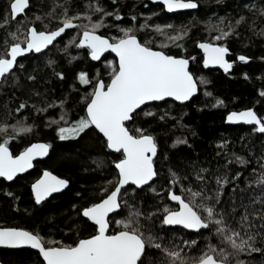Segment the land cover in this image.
Listing matches in <instances>:
<instances>
[{
  "label": "snow or ice",
  "instance_id": "snow-or-ice-1",
  "mask_svg": "<svg viewBox=\"0 0 264 264\" xmlns=\"http://www.w3.org/2000/svg\"><path fill=\"white\" fill-rule=\"evenodd\" d=\"M153 2L161 3L169 13L199 7V0ZM112 3L115 5L117 0H112ZM30 5L31 0H9L5 7L2 23L7 25L9 18L16 23L15 30L8 31L3 41L6 49L0 54V88L5 85L19 88L22 84L19 74H26L27 70L18 58L22 60L23 54L28 53L43 55L42 50L53 45L66 29H77L76 34L68 39V44L85 50L93 61H100L103 54L110 50L117 60H105L106 70L110 69L107 81L99 74L90 78L84 71L78 73L81 84L92 85L88 94L80 97L85 104L84 115L69 120L65 110L59 121L52 123L57 125L55 131L60 140L75 139L86 131L98 130L97 136L103 146L113 150L117 156L112 161L116 171L114 181H105L110 187L98 188V197L80 208L72 205L73 209H77V217L82 213L84 218L93 222L94 234L83 238L78 236L73 243L65 244L46 238L39 231L0 226V246H28L38 250V258H42L40 264H264V140L261 142V155L257 158L258 167H253L248 176H243V183V170L232 174L231 165L247 166L249 160L234 151L228 152V141L220 139L217 146L225 153L222 166L212 169L193 162L188 174L169 168L167 184L159 190L151 188L159 199V205L148 211L138 200L144 188L149 187L148 182L158 176L154 161L158 145L153 134L142 127L129 128L128 125L135 123L140 106L146 105V102L164 101L169 97L178 102H190L199 91V85L209 83L203 75L197 77L190 71L189 61L195 57L186 58L164 50L168 44L175 45L178 40L187 37V27L149 23L145 18L138 22V26L116 25L118 34L115 36L111 33L102 35L99 29L112 26L106 18L114 16L119 20L122 14L115 8L107 10L98 0H91L84 12L76 11L72 15H69L70 0H56L48 11L37 5L39 10L29 18L26 10L30 9ZM57 7L61 8L59 13L55 11ZM243 7L252 10L256 5L250 2ZM257 11L264 15V6ZM20 15H25L26 20H19ZM153 15L155 13H149L148 17ZM52 20L59 21L55 28L50 27ZM77 20L80 22L76 23ZM131 20L137 21V16L132 15ZM226 20V17H218L214 25L216 34L196 42L202 50L205 68L218 65L228 72L235 63L226 58L231 51L228 39L239 36L238 26L246 21V17L240 15L227 23ZM34 22H39V29ZM258 34L264 36V30H259ZM157 35L163 39L154 41L153 37ZM8 36L12 39H7ZM153 43L159 47L152 46ZM68 44L64 46V51H67ZM236 59L247 62L251 58L238 54ZM47 63L53 66L55 61L49 59ZM53 72L64 77L63 72H55L54 68ZM244 75L247 78V73ZM35 79L36 76L27 75V80ZM205 94L212 95L207 91ZM260 95L264 98V90L260 91ZM215 103L219 105L223 101L217 98ZM55 104L64 107L63 100ZM25 108L26 102L22 100L15 111L19 113ZM36 111L45 109L37 108ZM152 114V111L144 112L146 116ZM226 120L244 122L251 126V133L264 138V116L258 115L251 107L229 111ZM34 127V124L25 123L23 118L15 120L10 126L7 120L0 122V178L6 182H14L18 173L33 167L36 157L48 154L51 145L42 141L28 143L18 153L11 150L9 141L21 134L31 133ZM179 143L186 144L187 141L178 138L173 146ZM249 150H254V146ZM97 166L102 167L103 161H98ZM221 167L224 171L220 170ZM189 175L195 178L194 182L189 180ZM68 184V179L45 169L31 183L35 203L40 204ZM177 185L179 192L173 191ZM4 194L12 200L19 199L7 189ZM77 196H82V193H77ZM165 197L169 198L167 202ZM170 202H176V205L170 207ZM157 222L162 226L159 230L155 228ZM113 225L115 229L110 230ZM177 225L194 230L196 235L190 239L178 237L176 232H172L171 236L165 235L167 229L163 226ZM75 227L71 224L68 230ZM213 237L216 243L212 242ZM202 239L206 243L201 246L198 241ZM194 246L198 255L184 253V247ZM153 250L157 252L155 257L151 254Z\"/></svg>",
  "mask_w": 264,
  "mask_h": 264
},
{
  "label": "trees",
  "instance_id": "trees-1",
  "mask_svg": "<svg viewBox=\"0 0 264 264\" xmlns=\"http://www.w3.org/2000/svg\"><path fill=\"white\" fill-rule=\"evenodd\" d=\"M8 2L9 0H0V54L6 49L3 41L12 27L2 23ZM54 2L56 0H31L28 12H37L39 10L37 5L41 6L43 11H48ZM90 2L91 0H70L69 15L76 11L84 12ZM98 2L107 10L115 8L122 14L119 20L114 16L106 18L115 26H129L134 22L131 20L132 15L137 16V24L148 18L150 23L185 25L188 30L187 37L181 38L175 45L168 44L164 50L173 55L195 57L194 60L191 59L190 70L197 77L203 75L209 81L208 84L199 85L198 95L190 102L165 100L150 103L138 110L135 123L128 125L129 128H144L154 135L158 145L157 156L154 159L158 176L140 193L138 200L141 206L152 211L154 206L159 205V199L151 188L159 190L161 186L167 184L169 168L181 174H188L193 162L197 166H210L212 169L218 165L222 166L225 153L217 146L220 139L228 141V152L234 151L249 160L247 166L231 165L232 174L236 170H243L241 177L243 183V176H248L253 167H258L257 158L261 155V142L264 138L251 133V126L227 123L226 115L232 110L254 107L259 115L264 116V98L260 95V91L264 90V59H261L264 57V36L258 34L259 30H264V15L257 11L264 6V0H199V7L196 10L176 13H168L160 3H153L150 0H117L115 5L112 0ZM250 2L256 5L255 9L243 7ZM55 11L59 13L61 8L57 7ZM141 13L144 15H140ZM149 13L155 15L148 17ZM213 14L226 15L231 21L238 19L240 15L246 17V21L238 26L239 36L228 39V46L231 49L229 57L236 61L230 72L220 68H205L202 64L203 53L198 49L196 42L209 39L216 34L210 19ZM9 21L14 22L10 18ZM58 23V20H52L50 27ZM209 24L213 26L210 27ZM74 31L77 29L67 31L59 40L58 47L49 49L43 55L25 58L27 73L19 74L22 81L19 88L11 85L0 88V122L7 120L11 125L15 120L23 118L25 123L35 125L31 133L16 138L14 141L16 145L13 147L17 148L24 141L35 140H45L53 144L48 157L39 161L32 171L17 177L14 182L0 179V226L28 228L39 231L45 237L53 236L55 241L63 243H73L78 236L83 238L94 234L93 223L84 218L82 213L77 217V209H73L72 205L76 204L77 208L86 206L88 201L100 195L98 191L100 186H109L105 181H114L116 170L112 161L117 158L112 150L103 146L97 136L98 130L86 131V134L82 133L80 137L69 140H60L55 136L57 125L52 121H59L62 112L67 111L69 120L84 115L85 104L80 97L86 96L92 85L81 84L77 78L78 73L84 71L90 78L95 77L105 60H116L113 55L108 54L102 61L95 62L87 56L85 50L77 48L74 44L69 45L67 51H64L67 44L65 39L72 36ZM99 31L105 35L118 34L117 29L107 31L101 28ZM8 37L7 39L11 40ZM159 38L157 35L156 39ZM152 46L159 47L156 43ZM238 54L247 55L251 59L247 62L238 61L236 59ZM49 59L55 61L53 66H48ZM53 68L55 72H63L64 77L55 75ZM244 73H247V78ZM27 75L36 76L35 81L27 80ZM99 75L105 80L109 79V76ZM206 91L212 95H206ZM217 98L223 103L217 105L215 103ZM22 100L26 102V108L17 113L15 109ZM60 100L64 101L63 108L55 104ZM48 104L55 106L47 107ZM37 108L45 111L38 112ZM145 111H152L153 114L146 116ZM161 116L164 118L161 119ZM241 137L245 139L241 140ZM178 138L186 140L187 143L173 146V142ZM253 146L254 150L250 151ZM217 152L220 154L217 155ZM98 161H103L102 167L97 166ZM43 167L67 178L70 185L64 192L38 205L32 197L29 183ZM220 170L224 171L223 167ZM189 180L194 182L195 178L189 175ZM5 189L12 191L19 199L12 200L7 197L4 194ZM173 191L179 192V185L175 186ZM77 193H82V196H77ZM164 199L167 202L169 198ZM175 205L173 202L169 204L170 207ZM71 224H75L76 227L68 230ZM161 227L158 222L155 224L157 230ZM163 227L167 229L166 236H171L172 232H176L178 237L188 239L196 235L195 232L182 227ZM113 229L115 225L110 230ZM212 242H217L214 237ZM204 243L206 241L203 239L198 241L201 246ZM183 251L189 256L198 255L195 246L184 247ZM151 254L155 257L157 252L153 250ZM3 257L14 264H40L41 260L37 252L30 249L8 253Z\"/></svg>",
  "mask_w": 264,
  "mask_h": 264
},
{
  "label": "flooded vegetation",
  "instance_id": "flooded-vegetation-1",
  "mask_svg": "<svg viewBox=\"0 0 264 264\" xmlns=\"http://www.w3.org/2000/svg\"><path fill=\"white\" fill-rule=\"evenodd\" d=\"M151 1V0H150ZM152 2V1H151ZM27 11V17H31L32 16V14L33 13H29L28 12V10H26ZM18 19L19 20H24V19H26V16L25 15H22V16H19L18 17ZM34 23H37V26H38V29H39V22H34ZM76 23H79V21H76ZM7 25H13V26H15V21L14 22H12L11 23V21H9V23L7 24ZM112 26H105L104 27V29L105 30H113V29H117V27L115 26V25H113V24H111ZM26 26V25H25ZM56 26H58V24L56 25ZM56 26H53V27H51V28H55ZM121 27H123V25H120ZM14 30H15V27L13 28ZM10 30H12V28H10ZM70 30H76L75 28H73V29H68V30H66V32L67 31H70ZM102 30H103V28H102ZM65 32V33H66ZM76 32L77 31H74V34L73 35H75L76 34ZM98 32H99V34H102V35H105V34H103V33H100V31L98 30ZM64 33V34H65ZM64 34H63V36L62 37H64ZM109 33H107V35H108ZM113 36H115V35H117V34H113V33H111ZM62 37H60L58 40H56L55 42H54V44L52 45V46H50L48 49H46V50H44V51H42L43 52V54L44 53H46V51H48L49 49H51V48H53V47H58V43H59V40L62 38ZM71 37V36H70ZM70 37H68V38H66L65 40L68 42V39L70 38ZM108 54H111V55H113L111 52H107V53H105L104 55H103V58L100 60V61H102ZM39 55H41V54H36V53H30V54H28V55H26V56H24V58L21 60V59H19L20 60V62L21 63H23L24 64V60H25V58L26 57H29V56H39ZM230 55V54H229ZM113 57H115L114 55H113ZM90 58V57H89ZM91 59V58H90ZM115 59H116V57H115ZM229 59H230V57H229ZM92 60V59H91ZM117 60V59H116ZM230 60H232V59H230ZM232 61H234L235 63H236V61L235 60H232ZM95 62H99V61H95ZM104 63L105 62H103V65H102V67L98 70V72L96 73V74H103V75H105V73H103L104 72ZM235 65V64H234ZM103 79V78H102ZM104 80H105V78H104ZM105 81H107V80H105ZM25 134H21V135H19V137H21V136H24ZM55 136H57V135H55ZM14 141H16V139H14V140H10L9 141V144H10V146H11V150L14 152V153H18V151L19 150H22V148L24 147V146H26L28 143H31V142H36V141H43V142H47V143H49L50 145H51V150H52V146H53V144L51 143V142H49V141H45V140H35V141H29V142H27V141H24L23 143H21L20 145H18V147L17 148H14L13 147V145H16V144H14L15 142ZM51 150H50V152H51ZM48 157V156H47ZM47 157H45V158H47ZM45 158H42V159H37V160H35L34 161V168H35V166L38 164V162L39 161H41V160H43V159H45ZM33 168V169H34ZM45 169H48V168H45V167H43L41 170H40V173H38L31 181H30V183H29V185H30V190H31V183H33L36 179H38L40 176H41V174H42V172L45 170ZM49 170H51V169H49ZM32 171V170H31ZM52 171V170H51ZM30 172V171H29ZM28 173V172H27ZM24 174H26V173H24ZM24 174H21V175H18L17 177H20V176H22V175H24ZM57 174V173H56ZM60 176V175H59ZM16 177V178H17ZM61 177H63V176H61ZM16 178H14V180L16 179ZM65 178V177H64ZM0 179H3V178H0ZM4 180V179H3ZM65 191V190H64ZM63 191V192H64ZM32 193V192H31ZM60 193H62V192H60ZM57 194H59V193H57ZM54 195H56V194H54ZM54 195H52L51 197H49L48 199H50V198H52ZM32 197H33V199H34V195L32 194ZM47 199V200H48ZM47 200H45V201H47ZM35 201V200H34ZM45 201H43V202H45ZM43 202H41L40 204H38V205H41ZM90 222V221H89ZM90 223H92V222H90ZM24 228V227H23ZM26 229H28V228H26ZM28 230H30V229H28ZM26 249H30V250H33V251H35V252H38V251H36V250H34V249H31V248H28V247H21V248H9V247H2V246H0V261L2 262V263H4V264H14L12 261H9V260H7V259H4V255H7L8 253H14V252H18V251H21V250H26ZM41 260H42V258H41Z\"/></svg>",
  "mask_w": 264,
  "mask_h": 264
},
{
  "label": "water",
  "instance_id": "water-1",
  "mask_svg": "<svg viewBox=\"0 0 264 264\" xmlns=\"http://www.w3.org/2000/svg\"><path fill=\"white\" fill-rule=\"evenodd\" d=\"M152 2H153V0H151ZM154 3V2H153ZM161 4V3H160ZM162 5V4H161ZM194 10H196V9H192V10H178V11H176V12H183V11H194ZM167 11V10H166ZM168 12V11H167ZM176 12H174V13H176ZM169 13V12H168ZM20 16H22V15H20ZM66 30H68V29H66ZM66 30H65V32H66ZM64 34V33H63ZM63 34H61V37L63 36ZM60 37H58L57 38V40L59 39ZM201 41H203V40H201ZM55 42V41H54ZM50 46H52V45H50ZM49 46V47H50ZM199 49V48H198ZM46 50V49H45ZM200 50V49H199ZM42 51H44V50H42ZM201 52H202V50H200ZM107 52H111L110 50L109 51H107ZM107 52H105V53H107ZM104 53V54H105ZM112 53V52H111ZM28 54H30V53H28ZM28 54H23V56H26V55H28ZM103 54V55H104ZM114 56H115V54L114 53H112ZM229 54H230V52L228 53V54H226V58L227 59H229ZM186 58H188V57H186ZM20 58H18V60H19ZM117 59V58H116ZM230 60V59H229ZM230 61H232V60H230ZM235 64V63H234ZM234 64H233V66H234ZM190 67H191V59H190V61H189V69H190ZM209 68H220V69H222L220 66H218V65H215V66H213V65H210V66H208ZM233 68V67H232ZM232 68L231 69H229V71L228 72H230L231 70H232ZM191 71V70H190ZM199 91H200V88H199ZM199 91L196 93V94H194V96L190 99V101L195 97V96H197L198 95V93H199ZM165 100H172V101H175L174 100V98H165L164 99V101ZM154 102H162V101H153V102H146V105H148V104H150V103H154ZM175 102H178V101H175ZM187 102H189V101H185V102H179V103H187ZM146 105H142V106H140V109L141 108H143L144 106H146ZM251 108H253V110L254 111H256L255 110V108L254 107H251ZM139 109V110H140ZM243 109H245V108H243ZM243 109H239V110H232V111H240V110H243ZM257 112V111H256ZM258 114V113H257ZM259 115V114H258ZM227 116V115H226ZM227 121V120H226ZM227 123H229V124H232V125H246V126H250V125H248V124H245L244 122H229V121H227ZM43 142V141H42ZM50 150H51V147H50V149H49V152H48V154L46 155V156H44V157H36L35 159H34V161L35 160H37V159H42V158H45V157H47L49 154H50ZM113 151V150H112ZM158 152V151H157ZM154 159H155V157H154ZM34 161H33V167L32 168H30V169H27L26 170V172H24V173H27V172H29V171H31V170H33V168H34ZM47 170H49V169H47ZM49 171H51V170H49ZM54 175H57V176H59L58 174H56L55 172H53V171H51ZM24 173H18L17 174V176L18 175H21V174H24ZM42 174H43V172H42ZM41 174V175H42ZM61 177V176H60ZM61 178H64V177H61ZM155 178L156 177H154L153 178V181L155 180ZM64 179H67V178H64ZM153 181H150V182H148L149 183V185L153 182ZM69 185H70V181H69V184L68 185H66L65 186V188L64 189H61L60 191H58V192H56V193H52L49 197H51L52 195H54V194H57V193H60V192H63L64 190H66L68 187H69ZM143 187V186H142ZM49 197H46L45 198V200H47ZM44 200V201H45ZM43 202V201H42ZM173 203H175L176 204V202H173ZM87 219V218H86ZM91 222V221H90ZM93 223V222H92ZM168 227H182V226H168ZM189 231H192V232H195L194 230H189ZM2 247H5V246H2ZM23 247H28V246H23ZM28 248H30V247H28ZM36 251H38V250H36ZM0 264H4V263H2L1 261H0Z\"/></svg>",
  "mask_w": 264,
  "mask_h": 264
},
{
  "label": "rangeland",
  "instance_id": "rangeland-1",
  "mask_svg": "<svg viewBox=\"0 0 264 264\" xmlns=\"http://www.w3.org/2000/svg\"><path fill=\"white\" fill-rule=\"evenodd\" d=\"M218 17H226V18H227L226 15H219V14H218V15H216V14L214 15V14H213V15L210 16V19L212 20L211 22L213 23V25H215V22L217 21V18H218ZM94 18H95V17H94ZM24 20H26V19H24ZM77 21H79V20H77ZM228 21H229V18H227V20H226L225 22L227 23ZM79 22H80V21H79ZM84 22L87 23V20H85ZM15 23H16V22H15ZM149 23H150V22H149ZM134 24H135L136 26H138V24H137L136 21H134V22L131 23L130 25H134ZM130 25H129V26H130ZM14 27H15V26L12 25V27H11L12 30H11V31H14V29H13ZM141 31H144V30H141ZM159 37H160L159 39H156V36L153 37L154 41L163 39V37H161V36H159ZM8 38L12 39L10 36H9ZM200 41H201V40H200ZM67 44H68V42H67ZM69 45H72V44H68V46H69ZM68 46H67V47H68ZM110 60H111V59H110ZM103 73H105L106 76H109V74H110V69H107V70H106V65H105V63H104V72H103ZM9 126H10V125H9ZM8 131H9V132L12 131L11 127H9ZM14 135H16V134H14ZM0 139H2V135H0ZM41 234H42V233H41ZM46 238H51L52 240H54L53 236H47ZM65 244H71V243H65Z\"/></svg>",
  "mask_w": 264,
  "mask_h": 264
}]
</instances>
